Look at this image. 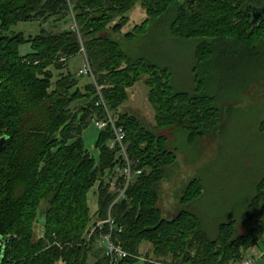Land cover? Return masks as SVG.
I'll use <instances>...</instances> for the list:
<instances>
[{
  "label": "trees",
  "instance_id": "obj_1",
  "mask_svg": "<svg viewBox=\"0 0 264 264\" xmlns=\"http://www.w3.org/2000/svg\"><path fill=\"white\" fill-rule=\"evenodd\" d=\"M138 3L144 21L114 37L111 32L121 31ZM246 4L261 6L264 0H198L191 8L189 0H0V138H6L0 153L1 264H154L134 257L111 262L106 250H96L109 225L93 228L97 219L107 218L114 199L110 184L120 177L122 160L109 146L114 138L110 126L98 129L96 156L85 146L84 130L106 113L96 106L93 79L78 75L82 67L76 74L69 70L82 49L103 86L110 113L126 129L128 153L142 170L126 201L112 212L124 228L117 233L124 249L166 264H239L246 251L264 243V176L242 217V235L230 222L220 226L217 239L208 238L198 216L188 209L203 194L200 179H192L182 191L185 209L176 217L165 218L157 206L158 185L177 160L171 134L194 144L217 130L232 111L212 94L214 83L221 90L232 83L264 89L256 87L264 84V20L251 24ZM173 7L171 34L199 39L192 55L195 88L190 91L174 89L167 67L133 58L122 49L124 40L144 35L152 20ZM71 19L77 30L42 28L29 38L10 32L21 21L60 26ZM25 42L31 43L32 52L22 55ZM54 69L68 72L55 78ZM140 81L148 88L155 127L123 110L129 90ZM206 101L210 103L205 106ZM260 124L262 131L264 120ZM92 190L98 192L94 214ZM40 216L45 222L38 238ZM143 243L150 247L143 248ZM260 260L264 264V254Z\"/></svg>",
  "mask_w": 264,
  "mask_h": 264
},
{
  "label": "rangeland",
  "instance_id": "obj_2",
  "mask_svg": "<svg viewBox=\"0 0 264 264\" xmlns=\"http://www.w3.org/2000/svg\"><path fill=\"white\" fill-rule=\"evenodd\" d=\"M175 8L152 20L144 35L132 42L124 40L122 49L133 58H141L159 67H167L171 72L170 82L174 89L190 91V83L187 80L190 79L189 70L195 62L192 55L195 54L199 39L187 40L171 34L169 26L173 21ZM145 18V11L138 3L129 12V22L121 31L110 32L114 37L118 33L124 36L135 24H140ZM72 20L60 26L53 23L21 21L12 26L10 32L22 33L25 38L35 37L42 28L53 32L68 29L74 23ZM116 22L117 20L113 24ZM103 34L105 33H101ZM30 52H32L31 43L25 42L20 47V53L25 55ZM84 53L86 54L85 50H82L81 54L71 59L69 70L73 74L83 67L86 57ZM209 54L205 52L204 56ZM61 72L67 73L68 69L60 71L54 69V77L57 78ZM87 81V77L83 78L80 86L83 87ZM230 86L221 90L220 84L215 82L211 90L221 104L231 105L232 108L227 120L221 121L217 130L206 132L194 144H187L183 138L171 134L170 146L176 150L177 160L169 168L157 189V206L162 210L165 218L172 219L185 209L180 202L184 188L192 179H200L203 194L188 209L198 216L202 229L210 240L217 239L219 228L225 223L234 222L237 235L245 233L242 217L256 194L257 184L264 176V128L262 131L259 130L260 123L264 120V89L260 91V89H252L253 86L248 88V85L238 83H232ZM259 86L264 88V84ZM209 103L210 101H206L204 104L206 106ZM123 108L125 112L136 115L149 128L155 127L156 113L148 100V88L145 82L140 81L129 90V98ZM97 134L98 128L94 123L83 132L85 146L95 156L97 149L94 145ZM97 193L92 190L89 194L92 214L98 207ZM98 221L102 219L96 220V226ZM44 222L45 218L40 216L35 237L43 236ZM99 224L103 226L102 222ZM260 246L264 248L263 243ZM95 247L96 250L101 248L105 251L106 245L97 239ZM149 247L150 245L143 243V248ZM257 253L254 255L260 254ZM262 261H256L255 264H261Z\"/></svg>",
  "mask_w": 264,
  "mask_h": 264
},
{
  "label": "built area",
  "instance_id": "obj_3",
  "mask_svg": "<svg viewBox=\"0 0 264 264\" xmlns=\"http://www.w3.org/2000/svg\"><path fill=\"white\" fill-rule=\"evenodd\" d=\"M71 28L77 30V24L75 21L71 26ZM78 75L81 76L88 75L93 79L96 85L97 96H98V100L96 101V106L102 107L106 113V116L104 118L96 119L94 121L95 125L97 126L98 129H104L108 126L112 128L114 133V138L110 141L109 146L113 150L117 149V152L122 160V166L119 174L120 177H117L114 180H112L110 184L109 190L114 196V199L109 206L107 218L105 220L98 221V226H95L93 228V232L96 229V227H99L101 229L102 225L99 224L100 222H102L103 225L104 224L109 225V231L102 235L100 241L103 245H106L105 247L106 254L110 257L111 262L119 259H124L127 257H134L142 261H149L154 264H166L161 261L147 259L145 257L137 256L135 254L128 252L127 250L124 249L122 240L117 235V233L118 234L122 233L124 231V228L123 226L118 225L114 216L112 215L113 208L115 207V205L119 204V202L126 199L127 190L130 184L136 179V177H138L142 173V170L136 167L134 161L132 160L131 156L128 153L126 129L123 126L118 125L114 117L110 113L103 95V86L99 85L96 82L95 77L93 75L92 67L87 59V56L85 57V63L83 67L79 70ZM255 263H256V258L245 257L239 264H255Z\"/></svg>",
  "mask_w": 264,
  "mask_h": 264
},
{
  "label": "water",
  "instance_id": "obj_4",
  "mask_svg": "<svg viewBox=\"0 0 264 264\" xmlns=\"http://www.w3.org/2000/svg\"><path fill=\"white\" fill-rule=\"evenodd\" d=\"M198 2V0H189V5L188 8H191L192 6H194L196 3ZM250 8L253 9L254 12H252V19H251V24L253 25H259L263 20H264V5L261 6H256L253 4H247L246 5V10H248ZM261 15V19H257V16ZM6 138L5 137H1L0 138V153L4 147ZM126 199L123 200V202H125ZM3 253H4V240L2 237H0V264L2 262L3 259Z\"/></svg>",
  "mask_w": 264,
  "mask_h": 264
},
{
  "label": "crops",
  "instance_id": "obj_5",
  "mask_svg": "<svg viewBox=\"0 0 264 264\" xmlns=\"http://www.w3.org/2000/svg\"><path fill=\"white\" fill-rule=\"evenodd\" d=\"M189 73H190V79L189 80H187V82H189L190 83V85H189V88L190 89H193V88H195V76H194V74H195V72H194V63H193V65H192V67H191V70H189ZM249 78H251L252 80L254 79V80H256V77L255 76H249ZM258 83V82H257ZM256 85H258V86H256V87H258V88H260L259 87V85L260 84H256ZM182 90V89H181ZM261 129V124H260V126H259V130ZM264 244V243H263ZM251 251V252H250ZM256 254H258L257 252H259L260 254L259 255H254L255 253ZM254 253V254H253ZM262 254H264V248H262L260 245H258V246H254V247H252V249H250L249 250V253H247L246 254V257H253V258H256V259H259L260 258V256L262 255ZM254 255V256H253Z\"/></svg>",
  "mask_w": 264,
  "mask_h": 264
},
{
  "label": "flooded vegetation",
  "instance_id": "obj_6",
  "mask_svg": "<svg viewBox=\"0 0 264 264\" xmlns=\"http://www.w3.org/2000/svg\"><path fill=\"white\" fill-rule=\"evenodd\" d=\"M246 5H247V4H246ZM246 5H245V9H246ZM246 12H247V14L250 15V20H251V19H252V12H254L253 9L249 7V9L246 10ZM261 17H262L261 15H258V16H257V19H261Z\"/></svg>",
  "mask_w": 264,
  "mask_h": 264
}]
</instances>
